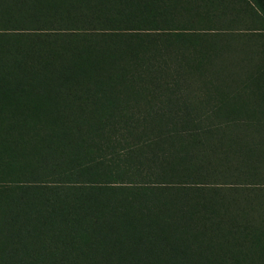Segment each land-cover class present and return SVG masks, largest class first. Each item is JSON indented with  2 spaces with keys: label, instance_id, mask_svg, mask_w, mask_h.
<instances>
[{
  "label": "trees",
  "instance_id": "obj_1",
  "mask_svg": "<svg viewBox=\"0 0 264 264\" xmlns=\"http://www.w3.org/2000/svg\"><path fill=\"white\" fill-rule=\"evenodd\" d=\"M235 1L0 0V264H264Z\"/></svg>",
  "mask_w": 264,
  "mask_h": 264
},
{
  "label": "rangeland",
  "instance_id": "obj_2",
  "mask_svg": "<svg viewBox=\"0 0 264 264\" xmlns=\"http://www.w3.org/2000/svg\"><path fill=\"white\" fill-rule=\"evenodd\" d=\"M223 13L222 19L232 20V22L222 26L215 25V30L229 32L235 36V40L245 38L247 42H250L249 49L246 48V54L250 60L248 63L249 67L253 68L259 62L257 60H259L261 53L264 52V30H260L261 27L254 20L252 14L249 11L245 12L239 7L237 1H235V7H228ZM241 54L240 51H236V56Z\"/></svg>",
  "mask_w": 264,
  "mask_h": 264
}]
</instances>
